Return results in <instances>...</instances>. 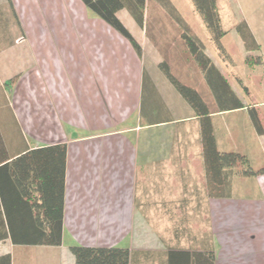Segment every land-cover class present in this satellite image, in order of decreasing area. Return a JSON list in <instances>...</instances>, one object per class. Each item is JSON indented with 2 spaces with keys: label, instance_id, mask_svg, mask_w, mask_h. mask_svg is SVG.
I'll list each match as a JSON object with an SVG mask.
<instances>
[{
  "label": "crops",
  "instance_id": "0c3cea01",
  "mask_svg": "<svg viewBox=\"0 0 264 264\" xmlns=\"http://www.w3.org/2000/svg\"><path fill=\"white\" fill-rule=\"evenodd\" d=\"M127 12L117 16L141 46L140 56L81 0H0V264L7 256L10 264H73L74 246L146 251L135 247L132 234L141 177L149 205H185L188 191L210 206L211 222L230 214L226 220L239 223L233 206L252 203L264 221V174L249 179L260 194L252 201L233 196V179L230 197L209 195L201 116L161 69L166 60L178 81L206 99L220 152L249 154L250 147L264 159V98L242 101L251 87L264 94V5L245 20L260 47L256 64L247 62V51L235 56L223 45L222 54L207 40V56L244 106L222 112L184 46L171 56L164 50L168 34L159 31L171 27L155 25L148 33ZM252 74L261 77L257 84L243 78ZM56 145L67 146L62 245L15 243L39 236L46 221L58 219V197L48 182L57 155L39 150ZM215 234L207 248L215 264H264V231L245 238L235 233L223 249ZM135 259L134 253L139 264Z\"/></svg>",
  "mask_w": 264,
  "mask_h": 264
},
{
  "label": "trees",
  "instance_id": "16d2710c",
  "mask_svg": "<svg viewBox=\"0 0 264 264\" xmlns=\"http://www.w3.org/2000/svg\"><path fill=\"white\" fill-rule=\"evenodd\" d=\"M157 5L155 22L150 24L147 20L150 17L152 0H81L95 17L106 22L123 37L130 41L138 55H142V48L133 38L121 20L118 12L126 10L134 21L141 27H146L150 33L155 25H169L171 28H162L159 32L167 33V39L163 41V48L174 53V47H183L192 56V61L204 75L219 108L222 111L237 110L243 108L242 101L230 88L227 80L220 74L218 68L206 54V45L191 31L188 23L181 17L177 8L170 0H154ZM196 11L200 14L203 22L211 33L212 41L222 54H227L223 47L222 40L227 32L222 29L221 18L217 6V0H192ZM167 27V26H165ZM249 54L248 63L256 64L252 52H259L260 47L256 43L247 23L241 22L236 28ZM162 48V47H160ZM162 50V49H161ZM168 54V52H167ZM169 56V54H168ZM168 62L165 60L161 67L165 68L168 78L182 94V96L197 110L201 116L203 158L208 180V192L213 198H227L231 196V180L235 177H255L264 174V168L255 171L248 157L235 152H220L215 138L214 128L206 99L196 90L187 87L178 81L170 72ZM231 108V109H227ZM252 121L261 130V124L255 110H251ZM44 152H51L57 155L58 162H54L53 177L48 182L53 185V196L58 197V219L44 223L45 228L39 236L30 238H13V242L31 245L61 246L63 241V212H64V191L66 173V145H56L40 148ZM29 156H24V159ZM23 159V158H22ZM22 159L17 160L18 163ZM55 161V158H54ZM53 181V182H52ZM59 187L58 196L55 189ZM50 195V194H49ZM2 240V239H0ZM71 252L75 258L73 264H134V253L129 249L119 247H85L74 246ZM166 264H215V255L209 249L204 250H180L169 249L165 255ZM3 260L10 264V257Z\"/></svg>",
  "mask_w": 264,
  "mask_h": 264
},
{
  "label": "rangeland",
  "instance_id": "374dc122",
  "mask_svg": "<svg viewBox=\"0 0 264 264\" xmlns=\"http://www.w3.org/2000/svg\"><path fill=\"white\" fill-rule=\"evenodd\" d=\"M177 8L181 17L188 22L192 33H194L205 45L207 40H211L212 47H216L212 41L211 33L203 22L200 14L196 11L192 0H170ZM261 0H217V6L221 18V26L227 35L223 38L222 44L231 55L239 56L246 53L245 45L243 46V40L238 34L237 26L247 20L251 12L255 11L258 6H263ZM157 5L152 0L150 7V17L148 22L152 24L155 22L157 15ZM128 14V12H127ZM130 15V14H129ZM131 17V16H130ZM131 19H133L131 17ZM134 21V19H133ZM255 33V29H253ZM264 38V37H263ZM261 38V41L264 39ZM243 43V44H242ZM252 55H256V52H252ZM3 63H0V69ZM166 73L165 68H161ZM248 83L255 84L261 80L260 76L252 74L251 77L243 76ZM254 78V80H252ZM264 80V74H263ZM15 83V82H14ZM13 83V84H14ZM254 84V83H253ZM264 87V86H263ZM253 90V91H252ZM264 98V94L255 93L254 87H251L249 94L242 96V101L248 105L259 101ZM248 153H241L248 157L252 167L255 171L264 168V159L260 157L255 151ZM251 154V155H250ZM246 177L233 178V196L235 198H242L244 200L257 199L260 194L256 189V183L254 180H249ZM139 194L140 196L136 200V221L133 226V238L135 247L147 246L146 251H134L136 262L141 263H162L165 257V252L170 248H181L186 250H204L213 246V236L216 233L215 238L222 243L221 247H224V241L231 243L232 237L235 233L244 235L247 237L251 232L264 231V221L257 219L256 210L258 204H249L244 206L235 205L236 202H232L234 208L232 212L240 211L241 221L238 223L236 220H226L230 214L220 217L222 220L219 222H211L210 218V206L208 207L206 202L199 203L196 199H193L195 193L185 191L184 198L187 200V204L163 207L162 205H149V200L143 195L144 181L141 177L139 181ZM202 185V183H201ZM157 191V190H156ZM150 193V191H148ZM200 195L203 201V189L200 190ZM138 194V195H139ZM198 197V196H197ZM256 205V206H255ZM254 210V211H253ZM258 210V209H257ZM264 210V208H263ZM230 222V223H229ZM225 223L227 227L224 228ZM129 223V229L132 227ZM129 234V233H128ZM224 234L227 237H223ZM232 238V239H230ZM236 239H234L235 241ZM224 252V251H223ZM234 254L228 256L227 261L234 259ZM242 257L236 255L235 258Z\"/></svg>",
  "mask_w": 264,
  "mask_h": 264
}]
</instances>
